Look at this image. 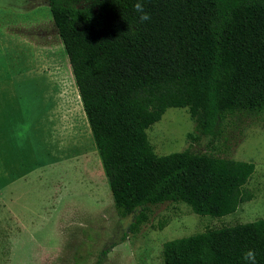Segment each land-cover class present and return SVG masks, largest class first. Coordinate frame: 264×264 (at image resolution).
<instances>
[{"label":"trees","instance_id":"trees-1","mask_svg":"<svg viewBox=\"0 0 264 264\" xmlns=\"http://www.w3.org/2000/svg\"><path fill=\"white\" fill-rule=\"evenodd\" d=\"M47 0L114 207L137 232L151 207L235 213L254 195L253 163L193 152L158 156L147 131L169 108L189 110L196 134L218 138L264 116V0ZM191 140L196 137L189 135ZM165 225H161V228ZM264 264V219L164 244V264Z\"/></svg>","mask_w":264,"mask_h":264},{"label":"rangeland","instance_id":"rangeland-1","mask_svg":"<svg viewBox=\"0 0 264 264\" xmlns=\"http://www.w3.org/2000/svg\"><path fill=\"white\" fill-rule=\"evenodd\" d=\"M147 133L158 156L189 149L253 163V199L223 217L154 206L132 232L135 214L114 207L47 0H0V264H164L167 242L264 219V116L213 138L196 134L188 109L169 108Z\"/></svg>","mask_w":264,"mask_h":264},{"label":"clouds","instance_id":"clouds-1","mask_svg":"<svg viewBox=\"0 0 264 264\" xmlns=\"http://www.w3.org/2000/svg\"><path fill=\"white\" fill-rule=\"evenodd\" d=\"M133 9L139 15V21L141 23H145L151 20L150 14L145 10L144 0H136L133 5ZM244 261L246 264H257L256 261V253L254 250H248L244 253L243 256Z\"/></svg>","mask_w":264,"mask_h":264}]
</instances>
